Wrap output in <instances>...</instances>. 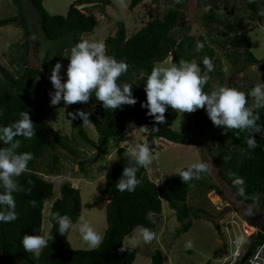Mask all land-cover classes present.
<instances>
[{
  "label": "trees",
  "instance_id": "obj_1",
  "mask_svg": "<svg viewBox=\"0 0 264 264\" xmlns=\"http://www.w3.org/2000/svg\"><path fill=\"white\" fill-rule=\"evenodd\" d=\"M18 4L21 0H13ZM43 0H27L29 6L39 22V32L42 37L44 54L38 66L28 64L27 51L31 42L32 32L24 13L0 19V25H15L22 30L20 40L10 49L8 64L10 69L0 65V126H8L19 119V113L26 111L33 121L36 132L32 139L17 137L20 147L17 152H30L33 159L28 163V171L15 178L23 189H31L30 194L14 192L16 213L18 219L12 222H0V264H134L137 254L136 248H123L124 238L131 234L137 226L143 225L156 232L157 222L162 213V203L174 211L175 219L180 224L177 234L187 232L193 220L200 215L208 214L201 206L189 203V195L196 189L204 200L206 194L218 189L209 182V171L202 173L200 178L184 184L177 173L164 175L155 182L147 174V168H139L136 173L141 183L133 192H120L115 184L122 175L124 166H134L130 158H126L128 147L122 145L126 136L127 125H146L149 129L144 134V141L155 154L163 148L164 142L193 145L196 138L188 133L175 131L163 124H155L153 117L148 116L147 109L141 107L146 102L144 82L155 63L162 62L170 57V65L180 59L195 61L202 70L207 72L202 63L205 56L211 58L214 70L207 73L210 77L204 86V91L212 90L211 81L215 77L222 78L221 67L216 58V51L228 61L235 74H240L259 61L251 52V37L248 34L249 20H256L264 26V16L259 15L264 10V0L245 1L242 14L233 11L223 15L220 10L224 0H202V5H211L201 16L205 34L194 36L189 34L191 27L187 24L185 6L188 0L175 3L168 0L161 15L146 21L142 27L129 36L122 22L112 35H108L104 42L107 45V54L118 61L123 60L128 65V71L123 74L118 84H132V95L137 100L135 105H122L115 110H104L95 96L87 105L91 107L90 122L97 133L94 141L83 128L79 117L73 120L74 130L70 134L58 132L46 120L38 108V103L45 88L52 86L50 75L52 67L62 64L61 76H65L70 48L83 38L84 34L92 33L96 21L87 15L97 9L104 13L109 0H75L65 14H49L42 5ZM96 1L97 5L79 10L76 5L81 2ZM142 0H129V9L135 8ZM157 4L158 0H150ZM197 41L203 43L204 48L198 51ZM48 45H47V44ZM253 85L240 90L250 92ZM233 88H236L234 85ZM237 89V88H236ZM252 100L249 97V104ZM81 109V103L75 105ZM173 110L169 107L165 113L166 119ZM260 123L264 126V109ZM76 113V112H75ZM186 118L193 121L194 126L204 138V149L211 162L217 168L218 177L229 187L235 198L247 205H257L264 212V136L252 133L257 147L248 149L246 144L247 133L232 130L225 132L222 127H216L208 118L204 109L193 113H184ZM153 126H150V124ZM157 127L158 130H151ZM115 147V159L104 173V186L99 194L106 200L105 220L106 228L103 232V242L94 249H74L68 241V233L61 236L55 221L50 222L49 213L59 212L68 215L75 224L81 213L80 190L74 187L70 180L62 181L58 188H54L47 176L61 175L62 160L72 157L77 164L78 160H89L84 156L82 147L100 145L101 160L108 147ZM0 147H7L0 142ZM63 151V153H61ZM93 154V157L96 155ZM227 157V159H224ZM78 166V165H77ZM89 167L78 166L81 173L87 174ZM187 167L183 168L186 169ZM239 176L244 180V196L238 195V189L233 185L232 177ZM106 175V179H105ZM30 182V183H29ZM214 187V188H213ZM3 188L0 187V192ZM34 200L35 206L29 203ZM49 200L48 221L49 231L55 237L49 242V247L41 250L39 255L26 252L21 240L24 234L39 235L43 219L45 202ZM5 206L0 205V209ZM217 232L220 231L218 222L213 223ZM264 225V219L263 224ZM48 231V232H49ZM70 231V230H69ZM251 246L237 264H244L246 257L252 252L262 238L260 231L249 236ZM121 248L124 250L121 251ZM149 264H163V251L155 249L150 256Z\"/></svg>",
  "mask_w": 264,
  "mask_h": 264
},
{
  "label": "rangeland",
  "instance_id": "obj_2",
  "mask_svg": "<svg viewBox=\"0 0 264 264\" xmlns=\"http://www.w3.org/2000/svg\"><path fill=\"white\" fill-rule=\"evenodd\" d=\"M75 0H43L42 5L49 14H65L68 6ZM110 4L105 6L104 13L100 14L97 9L86 12L92 16L95 21V28L92 33L84 34L83 38L92 40H104L110 34H113L117 28V23L122 22L126 29V34L138 30L143 24L163 13L168 0H158L157 4L150 0H142L135 8L129 9V0H125L126 9H121L118 0H109ZM202 0H188L185 6L187 15V24L191 27L189 34L198 36L205 34V28L202 25L201 16L206 8L201 3ZM246 0H224L222 5L225 8L220 12L223 15H229L234 10L237 14H242ZM19 12L25 14L27 22L30 25L32 37L27 51L28 64L32 67L38 66L40 59L44 54L42 37L39 32V22L31 10L27 0H21L18 4L13 0H0V19L17 15ZM248 34L251 37V52L258 59V63L250 66L240 74H235L228 61L222 56V52L216 51V58L219 60L222 78L215 77L211 81L212 88L215 85L234 87L238 90H244L249 85L255 86L257 83H264V26L248 21L246 26ZM22 35V30L12 24L0 25V65L10 69L8 64L10 49L16 44ZM47 44V43H46ZM48 45V44H47ZM154 66H170V57L162 62L155 63ZM66 79V76H63ZM50 92H54L52 86L45 88L38 103V108L42 116L48 120L53 127L60 133L70 134L73 128V119L68 113H75V105L65 106L63 101L58 105L50 104ZM84 112L92 114V109L85 104H81ZM89 115V117H90ZM82 123L83 120L81 119ZM133 125V126H132ZM175 131L186 132L196 138L193 145L175 144L164 142L161 151L153 154L151 165L147 168V174L153 181L158 182L164 175L177 173L192 163L206 162L209 164V182L214 185L218 191H210L206 194L207 200H204L196 189H193L189 195V203L194 206L203 207L208 214L200 215V218L193 220L191 228L184 233L177 234L180 224L175 219V214L168 207L166 202L162 203V213L159 217V226L157 227L156 238L149 244L140 243L138 246L130 244V240L138 236L137 231L127 235L123 241V248H136L137 255L134 264H149L150 256L155 249L163 251V264H236L234 260L239 252L244 256L251 246L252 234L261 229L264 219V212L260 211L257 205H247L237 200L229 187L218 177L217 168L211 162V159L204 149V138L198 129L194 126L192 119L186 118L185 114H180L174 110L163 124ZM134 124L128 125L127 134L122 140V145L128 147L141 143L145 137L139 127ZM83 128L88 136L94 141L97 140V133L93 125L83 123ZM86 158H93L96 152L94 147H82ZM63 153V151H61ZM62 160L63 169L61 175L47 176L52 181L54 188L64 180H70L74 187L80 190L81 213L74 225L76 228L68 233V241L74 249H88L80 239L77 228L80 219L87 221L97 232L103 234L106 228L105 203L106 200L99 194V189L104 186V173L107 167L115 159V147L111 144L104 155V159H97L90 165L87 174L78 170L77 164L73 162L71 156ZM214 188V187H213ZM49 203L45 202L43 210V219L41 233L49 231L50 222L48 221ZM218 222L220 231L217 232L213 223ZM191 241L192 247H186ZM239 256V257H240ZM238 258V257H237Z\"/></svg>",
  "mask_w": 264,
  "mask_h": 264
},
{
  "label": "clouds",
  "instance_id": "obj_3",
  "mask_svg": "<svg viewBox=\"0 0 264 264\" xmlns=\"http://www.w3.org/2000/svg\"><path fill=\"white\" fill-rule=\"evenodd\" d=\"M253 2V0H250ZM175 3H182V0H175ZM119 7L126 9L125 0H118ZM211 5L206 6L210 10ZM259 15L264 16V10ZM197 50L202 51L203 43L197 41ZM68 64L65 72L66 79L61 76L62 64L57 62L51 69L49 77L54 92H50V104L55 106L63 101L65 106L77 103L85 104L95 96L104 110H115L122 105H135L137 100L132 95V84H118L119 78L128 71L129 65L118 61L107 54V45L102 40L81 39L75 43L66 56ZM207 72L202 73L201 67L195 62L180 59L170 66H154L150 74L146 75L144 92L146 102L141 103L142 108L147 109V115L153 117L155 124H165V113L170 107L175 112L193 113L198 109H204L212 124L222 127L225 132L237 130L247 133L246 144L248 149L257 147L252 138V133H260L264 136V126L260 123V109H264V83H257L248 93L233 87L215 85L211 91H204V86L210 77L207 73L214 70L211 58L205 56L202 61ZM251 97V104H249ZM75 120L77 117L83 123H89L90 113L77 110L76 113H68ZM141 132H148L146 125L139 127ZM151 130H158L153 127ZM36 128L30 119L29 113L21 111L19 119L8 126H0V142L7 147H0V222L8 223L18 219L15 211L16 202L14 192L30 194L31 189L21 188L17 177L28 171V163L33 159L30 152H17L20 142L17 137L32 139L35 136ZM126 158H130L134 166H124L122 175L115 184L120 192H133L141 183L136 173L139 168H148L153 159L152 149L147 143H137L127 149ZM224 159H227L225 157ZM209 171V164L198 162L190 164L186 169L179 170L177 175L184 184L193 179L200 178L202 173ZM106 179V175H105ZM233 185L238 189V195L244 196V180L233 174ZM30 183V182H29ZM35 206V201L30 200ZM50 222L55 221L58 225V233L64 236L65 233L76 228L71 217L61 215L59 212L49 213ZM80 239L89 250L98 248L103 242V234L97 232L87 221L80 219L77 228ZM135 231L138 236L129 242L133 246L140 243L149 244L156 238V233L151 229L139 225ZM52 233L45 232L39 235L24 234L21 240L23 249L26 252L39 255L41 250L49 247V242L54 241ZM186 247H192L191 241ZM124 249L121 248V251Z\"/></svg>",
  "mask_w": 264,
  "mask_h": 264
},
{
  "label": "built area",
  "instance_id": "obj_4",
  "mask_svg": "<svg viewBox=\"0 0 264 264\" xmlns=\"http://www.w3.org/2000/svg\"><path fill=\"white\" fill-rule=\"evenodd\" d=\"M142 143H145L143 140ZM257 231H260L262 234V238L260 239L259 243L255 246V248L252 250V252L246 257L244 264H264V225L261 227V229H258ZM256 231V232H257ZM239 252L237 253V257L234 259L237 261L240 259Z\"/></svg>",
  "mask_w": 264,
  "mask_h": 264
},
{
  "label": "water",
  "instance_id": "obj_5",
  "mask_svg": "<svg viewBox=\"0 0 264 264\" xmlns=\"http://www.w3.org/2000/svg\"><path fill=\"white\" fill-rule=\"evenodd\" d=\"M98 2L96 1H90V2H81L79 4L76 5V8L79 9V10H83L85 8H88V7H92V6H95L97 5ZM253 22H256V20H253ZM150 126H153V124L151 123ZM100 145L97 146V152H96V155L92 158V159H89V160H85V161H82V160H78L77 161V165L78 166H83V167H87V166H90L92 165L93 163H95L97 161V159L99 158V155H100Z\"/></svg>",
  "mask_w": 264,
  "mask_h": 264
},
{
  "label": "crops",
  "instance_id": "obj_6",
  "mask_svg": "<svg viewBox=\"0 0 264 264\" xmlns=\"http://www.w3.org/2000/svg\"><path fill=\"white\" fill-rule=\"evenodd\" d=\"M98 12H99V11H98ZM100 14H101V12H100ZM102 15H103V13H102ZM110 35H112V34H110ZM106 37H107V36H106ZM106 37H105V38H106ZM105 38H104V39H105ZM103 41H104V40H103ZM131 124H134V123H133V122L128 123V125H131ZM128 125H127V129H128ZM132 126H133V125H132ZM136 126H137V125L134 124V129H136ZM126 132H127V131H126ZM126 134H127V133H126ZM141 143H142V142H141ZM124 145H125V144H124ZM126 146L128 147V145H126ZM128 148H129V147H128ZM147 170H148V169H147ZM150 179H151V178H150ZM151 180H152V179H151ZM213 191H215V190H213ZM215 192H216V191H215ZM159 217H160V216H159ZM160 218H161V217H160ZM159 222H160V221H159V219H158L157 227H158L159 224H160ZM160 225H161V224H160ZM157 227H156V231H157ZM134 231H135V230H134ZM136 255H137V254H136ZM163 255H164V254H163ZM135 258H136V257H135Z\"/></svg>",
  "mask_w": 264,
  "mask_h": 264
}]
</instances>
